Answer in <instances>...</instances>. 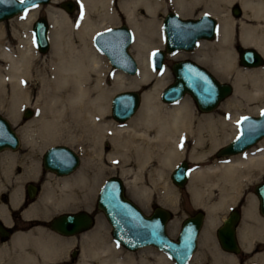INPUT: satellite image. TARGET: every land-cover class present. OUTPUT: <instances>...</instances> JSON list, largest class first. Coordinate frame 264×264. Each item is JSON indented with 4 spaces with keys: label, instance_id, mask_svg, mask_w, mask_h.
<instances>
[{
    "label": "bare ground",
    "instance_id": "6f19581e",
    "mask_svg": "<svg viewBox=\"0 0 264 264\" xmlns=\"http://www.w3.org/2000/svg\"><path fill=\"white\" fill-rule=\"evenodd\" d=\"M77 1L80 9L76 17L50 5L44 8L50 23L51 40L50 52L45 57L36 50V42L29 28L40 7L30 8L31 11L28 9L23 13V18H10L12 23L28 28L27 36H23L17 28L14 29L15 36L25 42L17 53L1 49L4 31L0 23V58L6 62L4 68L0 66V98L10 100V107L6 111L10 114L11 121L15 122L18 110L22 108L25 100H30L35 115L25 127V131L31 133L30 137L27 135L28 138L34 140L36 145L65 141L69 145L77 146L83 155L80 168L60 180L58 193L53 188L47 190L45 199L52 203L63 202L61 208H73L78 202L69 206L67 204L70 200H82L85 207L90 208L89 201L85 199L94 191L101 175L99 172L102 169L111 171L106 166L109 164L121 168V175L127 186L142 194L140 202L143 205H146L147 198L154 189L162 193L161 197L174 201L171 189L159 187L168 166L185 152L188 140L193 142L190 159L197 162L209 160L212 157L211 150L232 137L229 133L224 134L228 121L214 116L195 117L188 99L163 100L174 104L160 102L158 93L167 77L165 71L158 73L150 68L149 58L145 53L155 46L151 35L154 32L147 28L151 27L152 20L138 15L141 7L149 12L153 11L150 0ZM224 1L229 6L239 3L243 10V16L237 22L240 30L236 37L240 43L256 48L264 57V0ZM121 12L133 29L131 47L133 45L135 58L140 65L139 72L128 79H125L127 76L120 69H114L112 74L109 58L93 43V35L118 22ZM233 22L235 23L234 20ZM166 25L170 29L171 40H178L179 44L186 42L185 45H188L197 33L191 44L193 46L198 38L213 34L212 30L207 32L199 29L203 27L195 20H179L168 16L163 23V31ZM234 26L231 23V30L223 31L219 35L220 41L217 42L221 47V54L217 56L219 62L214 67L219 76L232 78L235 83V92L232 91L231 94L234 93L236 101L227 104V109L237 108V98L242 95L254 100L264 99V64L260 65L263 67L258 65L260 68L257 70L246 71L239 68L232 50L233 39L236 38L233 33ZM114 37H109L110 41H103L102 46L112 49L116 61L124 63L125 60L119 52L121 43L116 44L121 36ZM114 45L118 49L113 48ZM8 80L10 85L6 83ZM148 83L152 87L141 93L138 113L122 124L114 122L109 110L112 94L121 92L122 90L115 91L122 88H137ZM121 103H125L124 100L119 101L118 105L120 112H123ZM238 116L237 112V122ZM4 137L6 135L0 128V138ZM256 145L210 166L197 164L190 169L191 190L196 194L197 202L208 211L201 238L203 249L207 245L206 232L217 222L218 211L229 206L244 189H248L245 181L256 179L259 177L258 171L264 170V138ZM54 161L63 166L60 159L54 158ZM147 173L150 175V182L145 179ZM128 174L131 179L127 178ZM205 186L209 191L207 199L214 197L213 188L219 190L218 202L212 204L203 196ZM256 203L254 197L246 198L238 235L246 248L261 244V251L253 260L256 264H264V217L256 212ZM174 224L173 221L170 223V233L176 231ZM96 243L95 247L98 246L105 264H169L165 254L154 253L152 249L144 250L141 261L137 262L134 255L123 252L116 243L107 241L102 233L98 235ZM148 252L155 256L154 261L150 260ZM196 261L200 259L196 258ZM214 264L237 263L234 257L215 253Z\"/></svg>",
    "mask_w": 264,
    "mask_h": 264
},
{
    "label": "water",
    "instance_id": "95a60500",
    "mask_svg": "<svg viewBox=\"0 0 264 264\" xmlns=\"http://www.w3.org/2000/svg\"><path fill=\"white\" fill-rule=\"evenodd\" d=\"M49 0H26L21 4L19 0H3L0 6V21L16 15L29 6L47 3ZM67 3V5H65ZM68 12L74 7L73 0H65L61 4ZM238 14V8L235 7ZM167 16L179 19L170 12ZM184 20V19H179ZM49 25L47 19L41 16L32 23L33 39L36 47L41 52L49 48L48 38ZM164 30V29H163ZM164 46L155 48L150 53V60L154 69H162L165 55L176 50H190L192 41L188 45L179 44L178 40H171L170 29L165 26ZM120 35L121 39L116 44L120 45L119 52L125 62H118L112 55L113 50L103 48V41H110L109 37ZM212 38L213 34L205 36ZM109 38V40H108ZM133 35L126 24L114 25L96 32L93 37L94 44L109 58L112 66L121 69L127 74L138 72V61L129 51ZM104 44V43H103ZM115 49H118L114 47ZM110 50V51H109ZM240 52L239 63L245 66H258L264 62L262 54L254 47L238 46ZM170 68L174 75L171 82L163 87L160 97L164 101L181 99L185 94H190L200 111L213 110L219 103L233 91L230 82L219 79L209 68L191 60L181 58L174 60ZM122 110L118 107L119 101ZM128 101H125L127 100ZM121 99V100H120ZM141 100L140 92L134 89H126L116 93L111 100V114L115 120L125 121L130 118L139 107ZM32 114L30 108H25L23 115L29 117ZM247 119H244V118ZM238 132L226 143L221 145L216 152L217 156H226L243 152L264 137V108L258 114H246L239 118ZM0 128L6 137L0 138V150L17 145V134L12 128L9 118L0 113ZM59 155V156H58ZM61 155V156H60ZM55 159H60L57 164ZM79 155L67 144H53L46 148L42 155V164L45 168L56 171L58 174L73 172L79 165ZM189 164L183 159L177 162L170 174L171 180L179 187H183L188 179ZM254 192L258 198V209L264 214V180L254 185ZM97 206L105 215L111 225L113 238L124 247L135 250L146 245H155L165 251L174 261V264H187L192 252L197 245V237L204 221V212L196 210L193 214L185 216L180 223L176 238H172L167 231V223L171 218V211L164 206L156 205L150 213H145L142 208L125 194L124 180L116 175H110L104 179L97 192ZM240 219L238 208H231L216 228V235L220 246L228 251L238 252L237 226ZM92 216L86 210L77 212H64L54 220V227L71 233L78 222L88 227ZM77 224V225H76Z\"/></svg>",
    "mask_w": 264,
    "mask_h": 264
},
{
    "label": "flooded vegetation",
    "instance_id": "af4514ba",
    "mask_svg": "<svg viewBox=\"0 0 264 264\" xmlns=\"http://www.w3.org/2000/svg\"><path fill=\"white\" fill-rule=\"evenodd\" d=\"M44 5H35L27 10L33 7L44 9L47 6ZM74 5L78 7L76 2ZM150 5L152 12L144 7L140 10L146 19L152 18L154 26L149 27L152 32H162V24L170 12L179 19L199 22L203 27L199 29L203 31H213V38H198L190 50L191 59L206 67L213 63L212 43L219 40L223 31L231 30V18L235 21L233 24L239 26L236 21L242 14L241 6H229L224 0H150ZM235 7L238 14H235ZM24 12L20 13L21 17ZM40 16L42 14L36 17ZM118 17L117 24L125 22L130 26L123 12ZM29 118L22 113L19 118L17 116L16 122L11 121L17 134V145L0 150V264H105L98 246L95 247L98 235H101V227L95 219L98 208L90 211L83 207L61 208L63 202L52 203L45 199L47 190L53 188L58 193L60 180L71 173L58 174L43 166L45 148L37 156L34 153L36 142L24 134ZM79 210H87L91 214L92 221L88 227L78 222L76 225L80 227L71 233L54 227L58 215ZM237 239L240 249L235 253L223 249L213 238L210 247L205 245L203 249V242H199L198 238L187 264H204V260L197 262L196 258L205 259L214 253L232 256L237 264H254L252 256L261 250L260 245L246 248L240 237L237 236ZM93 248L95 251H92Z\"/></svg>",
    "mask_w": 264,
    "mask_h": 264
},
{
    "label": "rangeland",
    "instance_id": "374dc122",
    "mask_svg": "<svg viewBox=\"0 0 264 264\" xmlns=\"http://www.w3.org/2000/svg\"><path fill=\"white\" fill-rule=\"evenodd\" d=\"M62 3H63V0H58L57 2L51 1L48 4H45V5H50V6L56 8L58 10H63L64 12H66L67 14H69L70 16L76 17V15L79 12L80 7L78 6L76 8V6L74 5L73 10L71 12H68L64 7H62V5H61ZM237 4L240 6L239 3H237ZM140 9H144V8L141 7ZM140 9L138 11V15L139 16H142L143 18H145L144 17V14H141L142 12H141ZM41 14L42 15H45L47 17L46 12H45V10L42 7L40 9H38V12H37L36 16L41 15ZM123 15L125 16V14H123ZM14 16L15 17H18V18H22L20 14L18 16H16V15H14ZM14 16H12V17L15 18ZM242 16H243V10H242V14L240 15V18L238 19V21L242 18ZM12 17H10V18L13 19ZM10 18L4 19V20L0 21V23L2 25V28H3V31H4V37H3V40H2L3 46H1V49L3 51L6 50V51L16 52L17 53L18 49L20 47H23L22 44L25 43V42L21 41L17 36H15V34H14V31L15 30L14 29L17 28L23 36H27L28 28L22 26L21 24H17L16 25V24L12 23ZM34 18H35V16L33 17V19ZM125 18H126V16H125ZM143 18H141V20H143ZM47 20H48V17H47ZM151 20H152V18H151ZM233 20L234 19L231 18V23L232 24L234 23ZM238 21H236V23ZM117 23H119V21L116 22V23L114 22V23H112L109 26L115 25ZM31 24H32V21L29 24L30 30H31ZM153 26H154V23L152 22L151 23V27H153ZM143 27L145 28L146 26L143 25ZM147 28H149V27H147ZM239 30H240V26H237V25L234 26V31H233L234 37H236L238 35ZM151 35H153L152 38H153L154 44H155V46L153 48H162L163 45H164V36H163V33L161 32V34H160L158 32H154V33H151ZM48 38H49V48L45 52L39 51L37 49V47H36V50L39 53L42 54V57H45L46 54L49 53L50 52V49H51L50 30L48 32ZM217 43H218L217 41H215V42L212 43V47L211 48H212V51H213L212 52V54H213L212 55L213 63H211L210 65H208L207 68H209L219 79L230 82L233 85V91L235 92V83H234L233 79L232 78L221 77L214 70V67H216V65H217L216 63L219 62L217 56L221 54V47ZM232 44H233L232 50L234 52L233 55L236 57V59H237V65L239 66L240 69H243V70H246V71H248V70H257L260 67H263L264 66L263 65L264 63H263V64H261L263 66H260V65H259L260 67L254 66V67H257V68L249 69V68H246L245 66L241 65L239 63V55H240V53L236 49V44L237 45H240L241 47L244 46V45H242L240 43V40L237 37L233 39V43ZM153 48L149 49L148 51L146 50V53L145 54H146V56H148V58H149V53L151 52V50ZM129 49H130L131 54H133L135 56L136 53H135V50L133 49V45H132V47L130 46ZM175 54H177V55H175ZM191 57H192V53H191L190 50H177V51H174V52H171V53H167L166 54L165 59H164V67H163V69H154V68H152V66L150 64V68L152 70H154V71H156L158 73H161L162 71H165V74H166V77H167L165 79V82L163 83V85L160 87V90H159V93H158V95H159L158 97H159L160 102L166 103V104H174V103L164 102L161 99V97H160V92H161L162 88L165 85H167L169 82H171L173 80V73L171 71L170 64L174 60L181 59V58H191ZM0 66H2L3 68L6 66L5 60L2 59V58H0ZM111 68H112L111 69V72L113 74L114 69H117V68H115L113 66ZM139 70H140V65H139ZM125 75L127 76L125 79H128L131 76H134L135 74H127V73H125ZM6 83H7V85H10L9 84V80L6 81ZM150 84L151 83H148V84H146V85H144L142 87H137V88H122V89L116 90L115 92L120 91V90L123 91L125 89H134V90H138L140 92V96H141V93H143L144 90H146L147 88L152 87V84L151 85ZM232 94H230L228 97H226L225 99H223L219 103V105L214 110H212L210 112H201L200 110H198V108H197V106H196V104H195V102H194V100H193V98L191 97L190 94H185L183 96V98L184 99H188L191 102V107L193 109V114H194L195 117L201 118L203 116H214L216 118H224V119H226L228 121V126H227L226 132H224V134L225 133H229L233 137L236 134V131H238V125H237V123H236L237 121L235 119L237 112L239 113L238 120H239L240 116H242V115H246V114H257L259 111H261L264 108V99H262V100H260V99H257L256 100L255 99L254 100V99H252L249 96L242 95V96H239L237 98V104H238L237 105V108L227 109V108H225V106L227 104H231L234 101H236V100H234V93H232ZM114 95L112 94V97ZM112 97H111L110 100H112ZM184 99H182V100L180 99V100L183 101ZM181 101H179V102H181ZM176 103H178V102H176ZM140 104H141V100H140ZM140 104H139V106H140ZM110 105H111V102H109V108H111ZM9 107H10V100H9V98H0V112L10 118V114L6 111L7 108H9ZM24 107H29V108H31L33 110V115L30 117L32 119L34 117V115H35V109H34V107H33V105H32V103H31L30 100H25V103L22 106V108H20L18 110V115H17L18 118L22 115V110H23ZM138 109H139V107H138ZM138 109L136 110V112L134 113V115L138 113L137 112ZM110 116H111V119L114 122H116L118 124H122V122H118V121H116L112 117L111 111H110ZM30 118L28 119V121H26V124H28V122L31 120ZM15 122H16V120H15ZM234 131H235V133H234ZM232 133H234V134L232 135ZM24 134H27L30 137V134L31 133L25 131ZM232 137L227 138V140H224V142H221L216 147H214L211 150V152H210L212 154V157L209 160H206L204 162H197V161H194L193 159H190V156L189 155H190V153L193 150V142H191L190 140L187 141L186 147L184 148L185 152L172 165H169L168 166V169H166V172H165L164 176L161 178L160 185H159V187H161L163 189L164 188L165 189H171L173 191V193H174V201L172 200L173 202L171 200L169 201L168 198L166 199V198L161 197L162 196V193L159 192L157 189H154V191L151 193V195L147 198L146 205H143L140 202V197L142 198V194L140 192H138V191L136 192V190H133L131 187H128L127 184L125 183V192H126V194L129 197H131L133 200H135L146 213H149L152 210L153 206L156 205V204H159V205H162V206H165V207L169 208L171 210V212H172V217L169 220V223L167 224L168 233H170L169 226H170V223L172 221L175 223L174 225L176 226V231L174 233H170V235L172 237H175L176 236V234L178 232V229H179V226H180V223H181V220L186 215L192 214L196 209L200 208L205 213L204 221H203V226H202L201 231H200V234H199V242H203L202 241L203 239H201V238H203V233H204L203 231H204V226H205V221H206V218H207L208 211L206 210V208L204 206H202V204H199L197 202L196 194L194 193V191L191 190V187H190V179H188V182H187V184L184 187L179 188L177 185H175L172 182V180L170 178V174L172 172L173 166L179 160H181V159L188 160V163L189 164H192V165L193 164H198V165L201 164V165H204V166H210V165H212L213 163H215L217 161H221L223 159L229 158V157H223V158L216 157L215 152L219 148V146H221L224 143H226ZM58 143L69 145L65 141H58V142L57 141H52V142H50L48 144H45V145H36L35 150H34V153L37 156H39L40 155V152L44 148H46L47 146H49L51 144H58ZM69 146L71 148H73V150H75L79 154V157H80V164H79V166H81L82 165V161H83V155H82L81 150L77 146H75V145H69ZM254 146L256 147L257 145L255 144ZM229 156L231 157V155H229ZM106 166H109L111 168L110 169L111 171H104L106 169H102V172H99L101 175H100L99 179L96 182V186H95L94 191L92 192V194L90 195V197L88 199H85L86 201H89L88 203L90 204V208H86L85 207V202L82 201V200H80V201L70 200L71 202H68L67 205H69V206H72L73 205L74 206V205H76V202H78L77 205L75 206V208L83 207V208H85V209H87L89 211L95 208L97 210L98 207H97L96 196H97L98 189H99L100 185L102 184L103 180L107 176H109V175H118L122 179L125 180V178L121 175V168L118 165L117 166H113V165L107 164ZM258 173H259V177H257L256 179H249V180L245 181V184L247 186H249L248 189L247 188L244 189L239 194L238 198L231 203L232 205L230 204L229 206H226V207H224V208H222V209H220L218 211V215H217V219L218 220H217V222L215 224L211 225L210 226L211 228L209 227V230L206 232V235H207L206 236V239H207L206 240L207 247H210L209 245L211 244L212 238H213V240H215L217 242L216 227L219 225V223L221 222V220L225 216V214L228 212V210L230 208H232L233 206L239 207L241 209V211H242V216H241V219H240L239 224L237 226V231H238V229L240 228V226L242 224V221H243V206H244V203H245L246 198L248 196H252V197H254V199L257 200V203H256V212L258 213L259 216L264 217V215L261 214L259 212V210H258V198H257V195L254 192V185L257 182H260V181H263L264 180V170L262 172L261 171L260 172L258 171ZM149 176H150L149 173H147L145 175V179H146L147 182H150ZM127 178H130L131 179L132 177H130L129 174H128L127 175ZM203 189L205 190V193L203 194V196L206 197V199H207L208 192H209L207 190L208 187L205 186V187H203ZM213 191L214 192L212 194L214 195V197L212 199H207L212 204L218 202V200L220 198V194H219L220 192H219V190L213 188ZM170 202H171V204H170ZM55 210H56V208L54 209V211ZM95 219H97L96 221H97L98 225H100V227H101L100 229H101V233H102L103 237L106 238L107 241H109L111 243L113 242L115 244L116 241H115V239L113 238V236L111 234V226H110L109 222L107 221V219L105 218V216H104V214H103V212L101 210H99V209L97 210V213L95 215ZM256 242H259V240H257ZM116 244L122 249L123 252H126V253H129V254L134 255L136 257V261L137 262H140L141 261V258H142L141 255L143 254V251L144 250H146V249H152V250H154L153 251L154 253L157 252V254H165V256L169 260V264H173V260L165 252L160 251L157 247H155L153 245L143 246V247H141V248H139L137 250H128L125 247H123L122 245H120L119 243H116ZM259 245L261 247V244L260 243H259ZM260 251L261 250L255 252L253 254V256H252V259ZM148 253H147V255H148V257H150V260L151 261H154L155 260V256L152 255L151 253H149V254ZM214 254L211 257H208V258H205V259H201V257H199V259L200 260H204V264H206V263L207 264L208 263L209 264H214ZM102 257H103V255H102ZM255 262L256 261H254V264H256Z\"/></svg>",
    "mask_w": 264,
    "mask_h": 264
},
{
    "label": "snow or ice",
    "instance_id": "6c2138e0",
    "mask_svg": "<svg viewBox=\"0 0 264 264\" xmlns=\"http://www.w3.org/2000/svg\"><path fill=\"white\" fill-rule=\"evenodd\" d=\"M0 2H3V0H0ZM19 2H20L21 4H24V3H26V0H19ZM22 18H23V17H22ZM244 119H247V118L245 117Z\"/></svg>",
    "mask_w": 264,
    "mask_h": 264
}]
</instances>
